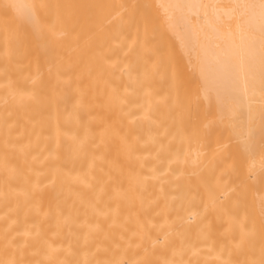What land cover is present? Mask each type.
<instances>
[{"label": "bare ground", "instance_id": "1", "mask_svg": "<svg viewBox=\"0 0 264 264\" xmlns=\"http://www.w3.org/2000/svg\"><path fill=\"white\" fill-rule=\"evenodd\" d=\"M0 0V264H264V0Z\"/></svg>", "mask_w": 264, "mask_h": 264}, {"label": "rangeland", "instance_id": "2", "mask_svg": "<svg viewBox=\"0 0 264 264\" xmlns=\"http://www.w3.org/2000/svg\"><path fill=\"white\" fill-rule=\"evenodd\" d=\"M83 7H86V4H85V0H81V8H80V14H79V17L82 18L83 17V11H82V8Z\"/></svg>", "mask_w": 264, "mask_h": 264}]
</instances>
